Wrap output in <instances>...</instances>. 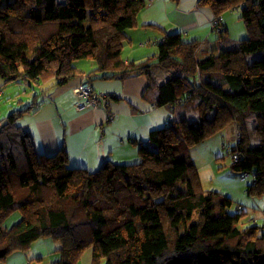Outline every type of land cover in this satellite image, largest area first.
Listing matches in <instances>:
<instances>
[{
	"label": "trees",
	"instance_id": "obj_1",
	"mask_svg": "<svg viewBox=\"0 0 264 264\" xmlns=\"http://www.w3.org/2000/svg\"><path fill=\"white\" fill-rule=\"evenodd\" d=\"M242 3L246 38L199 58L198 42L171 34L156 62L135 64L121 53L144 0H0V99L5 84L36 85L28 108L0 118V263L51 239L60 243L51 264H79L88 250L90 264H264V225L245 224L230 197L204 189L191 154L234 125L231 169L247 173L246 194L263 200L264 0H198L214 17ZM81 61L96 69L86 74ZM132 74L146 77L145 100L174 106L176 116L150 133L139 163L105 161L91 172L72 166L64 149L36 150L22 119L42 105L41 85ZM15 212L20 220L7 229Z\"/></svg>",
	"mask_w": 264,
	"mask_h": 264
},
{
	"label": "crops",
	"instance_id": "obj_2",
	"mask_svg": "<svg viewBox=\"0 0 264 264\" xmlns=\"http://www.w3.org/2000/svg\"><path fill=\"white\" fill-rule=\"evenodd\" d=\"M144 1L145 7L138 15L135 27L125 31L121 56L126 63L139 64L149 59L156 62L157 44L171 34L179 35L183 43L198 42L199 58L226 48L223 38L226 44L227 41L247 37L244 23L239 27L243 22L240 10L244 3L219 16L225 28L221 39L211 30L212 21L217 17L209 8L199 7L198 0ZM56 2L63 4L65 0ZM232 10L236 12L230 13ZM232 24L235 26L234 36ZM77 68L87 74L95 70L96 65L92 61H81L77 63ZM157 70L156 65L154 71ZM82 79L85 78L76 77L61 85L53 81L41 85L38 101H42V105L26 113L22 119V125L31 135L39 153L52 155L64 149L72 166L89 171L98 170L105 161L122 165L140 162L139 149L142 146L151 147L150 133L167 127L170 117L176 118L172 115V106L158 107L143 98L148 82L144 75L138 74L122 80H93L89 83L92 89L106 95L105 100L102 99L103 104L96 109L75 113L73 107L77 98L73 90L85 82ZM177 112L180 114V111ZM191 154L194 157L193 151ZM246 213L250 216L249 212ZM247 225H264L263 215L253 217ZM42 245L40 251L45 249V244ZM26 261V256L20 255L10 259L8 264H23Z\"/></svg>",
	"mask_w": 264,
	"mask_h": 264
},
{
	"label": "rangeland",
	"instance_id": "obj_3",
	"mask_svg": "<svg viewBox=\"0 0 264 264\" xmlns=\"http://www.w3.org/2000/svg\"><path fill=\"white\" fill-rule=\"evenodd\" d=\"M234 11L235 10H232L230 13ZM217 18H219V16ZM240 25L239 27H242L243 22H241ZM234 27L235 26L232 24V36H234ZM212 32L215 33L214 31ZM220 37L222 39L223 34L220 35ZM224 39L225 38L222 40L223 44H225ZM35 86V84L29 81L27 83L20 82L5 84L3 87L4 95L0 99V118L7 117L14 110L20 111L28 108L31 103ZM96 92L99 93L98 91ZM235 133L236 130L234 125L227 126L224 130L209 139L208 142H203L204 144L201 143L200 145L195 146L196 148L193 147L194 149L192 148V151L194 157L192 156V159L197 168L203 187L207 189L210 188V190L232 198L234 208H242L244 211L249 212L250 216H247L243 221L247 224L252 221L253 217L259 218L263 215L264 198L263 200H260L259 198L249 197L246 194V188L247 185H250L251 180L248 179L245 182L242 181L240 178L241 175H237L236 172L231 169L232 158L230 155H227V150H230L235 143ZM221 157H223L224 162H221ZM248 176L246 178H249ZM245 200L247 201L246 204L243 203ZM19 220L20 214L19 212H15L6 220L4 227L10 229L14 224L19 222ZM42 243L45 244V249L40 251V246H43ZM59 247V242L52 241L51 239H46V241L40 239L34 242L31 248L27 249L25 253L22 252L16 256H26L30 264H51L60 259V254L57 252ZM89 255L90 251L88 250L83 254L79 264H89ZM38 257H41V259L37 260Z\"/></svg>",
	"mask_w": 264,
	"mask_h": 264
},
{
	"label": "built area",
	"instance_id": "obj_4",
	"mask_svg": "<svg viewBox=\"0 0 264 264\" xmlns=\"http://www.w3.org/2000/svg\"><path fill=\"white\" fill-rule=\"evenodd\" d=\"M152 2L153 0H149ZM221 23L222 19L219 17L212 21L211 27L212 31L215 33H220L221 30ZM73 93L75 97L77 98V102L75 103L73 107V111L75 113H81L84 111H87L89 109H96L100 104L102 99H104V95L102 93H96L92 89V87L89 85V83H81L76 89L73 90ZM190 98V95H188L185 98L179 99L177 104H183L184 101ZM174 107V106H173ZM173 120L172 117L169 118V123H171ZM236 141H239V135L236 134L235 137ZM248 176L247 173H244L241 175V180L244 181L246 177ZM23 264H29L28 262H25Z\"/></svg>",
	"mask_w": 264,
	"mask_h": 264
}]
</instances>
